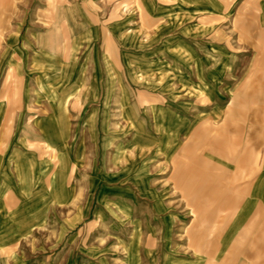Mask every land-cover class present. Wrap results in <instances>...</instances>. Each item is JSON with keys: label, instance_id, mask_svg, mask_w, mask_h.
<instances>
[{"label": "rangeland", "instance_id": "1", "mask_svg": "<svg viewBox=\"0 0 264 264\" xmlns=\"http://www.w3.org/2000/svg\"><path fill=\"white\" fill-rule=\"evenodd\" d=\"M22 4L0 0V185L18 178L6 163L16 153L20 169L32 160L51 171L59 139L73 152L82 142L86 162L75 168L62 149L61 185L74 189L76 199L46 202L41 227L19 244L0 247V264H264L258 5L252 16L238 10L212 25L228 50L219 65L230 92L212 104L172 106L122 70L128 50L116 39L89 41L80 34L89 19L105 33L132 5ZM104 57L121 68L122 90L115 76L100 74ZM92 59L101 68L93 76L96 87L81 96L69 87L72 65L86 63L94 72ZM140 67L142 74L147 64ZM182 112L190 121L170 118ZM53 113L62 119L54 121ZM45 124L62 137H47ZM47 176L42 188L50 190Z\"/></svg>", "mask_w": 264, "mask_h": 264}, {"label": "crops", "instance_id": "2", "mask_svg": "<svg viewBox=\"0 0 264 264\" xmlns=\"http://www.w3.org/2000/svg\"><path fill=\"white\" fill-rule=\"evenodd\" d=\"M22 3V5H132L126 14L108 22L105 33L100 25V27L95 26L96 23L89 19L80 34L89 41L97 40L100 36L116 39L128 50V55H123L122 70H127L134 84L158 96L165 95L172 106L173 103L188 105L192 100L199 104L200 99L212 104L218 100L221 92H230L229 87L227 88L229 82H222L227 71L219 65L228 50L212 35L213 24L233 19L238 10L245 12L249 10L252 16L254 3L258 5L260 22L264 24V0H54L51 2L22 0ZM80 20L83 21L84 18L80 16ZM103 61L106 68V72L103 73H100L101 68L96 60L92 59L91 63V66L94 65V72L86 63L74 62L72 71L70 70L75 79L69 80L71 90L85 96L87 89L96 87L93 76L98 75V72L104 75L106 80L115 76L120 83L119 91L122 90L121 68L117 67L114 70L109 65L112 62L108 57H104ZM143 62L147 64V69L141 74L140 65ZM55 84L57 88L62 85L57 81ZM104 84L105 89H108L106 82ZM91 97H85L82 102L87 103ZM122 103V98L119 96L118 106L122 107ZM62 116L61 113L52 114L54 121L61 120ZM191 116L183 112L170 114V118L175 122L179 120L188 122ZM105 119L107 117L103 120ZM88 120L91 121L92 116ZM44 131L47 137H62L60 131L53 130L48 124L44 125ZM16 138L19 143L22 141L20 135ZM58 141L56 140L59 145L54 144L56 164L48 172L44 162L38 164L31 160L24 169H20L21 155L16 153L12 157H6V163L14 165L13 170L16 171L18 178L16 177L12 183L5 184L4 187L3 184L0 185V247L19 244L38 230L43 222L46 202L60 205L64 200L76 199L74 189L61 185L58 174L61 163L59 153L64 150L62 154L65 156L67 154L70 164L76 168L86 162L84 147L82 142H78L79 147L77 145L73 152L66 142L61 139ZM2 152L4 151H0V164L3 159ZM38 172L44 176L43 180L45 174L48 175L50 190L42 188L46 182L35 177ZM9 186L11 187L8 188ZM3 191L7 195L2 196ZM88 253L86 255H89Z\"/></svg>", "mask_w": 264, "mask_h": 264}, {"label": "bare ground", "instance_id": "3", "mask_svg": "<svg viewBox=\"0 0 264 264\" xmlns=\"http://www.w3.org/2000/svg\"><path fill=\"white\" fill-rule=\"evenodd\" d=\"M211 190L214 192L213 188H211ZM211 193V192H210ZM216 198V197H215ZM215 198L213 199V201L215 200Z\"/></svg>", "mask_w": 264, "mask_h": 264}]
</instances>
